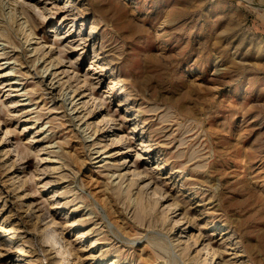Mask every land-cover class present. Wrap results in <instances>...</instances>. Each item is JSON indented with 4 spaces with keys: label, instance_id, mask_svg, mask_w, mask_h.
<instances>
[{
    "label": "rangeland",
    "instance_id": "rangeland-1",
    "mask_svg": "<svg viewBox=\"0 0 264 264\" xmlns=\"http://www.w3.org/2000/svg\"><path fill=\"white\" fill-rule=\"evenodd\" d=\"M25 1L40 24L38 40L54 41L48 48L53 52L67 45L66 74L72 78L64 77L62 88L45 73L40 86L34 72L44 63L33 65L23 35L15 48L0 38V47L7 46L0 48V224L11 213L20 226L0 232V264H197L207 242L214 258L206 264H264V0H84L89 11L82 18L75 14L83 0ZM7 11L0 8L1 26ZM92 18L99 22L95 44L89 39ZM102 57L111 59L108 66ZM13 65L16 75L9 77L18 78L16 87L1 75ZM46 83L62 95L50 100ZM70 85L79 86L86 106L71 110L70 100L61 106ZM87 108L94 110L93 124L107 117L100 127L106 124L110 142L124 151L118 161L128 156L126 164L131 159L132 169L143 171L140 186L150 182L163 190L158 209L136 212L116 193L117 179L95 162L94 150L80 146L90 143L78 116ZM68 136L80 146L78 157L43 162L49 150L71 149L59 146ZM103 192L111 195L112 211ZM174 200L171 218L163 220ZM52 218L57 237L67 239L70 262L47 242ZM71 219L78 224H69ZM90 228L98 230L80 236V229ZM95 237L98 248H90ZM187 243L190 254L183 261L180 249Z\"/></svg>",
    "mask_w": 264,
    "mask_h": 264
},
{
    "label": "bare ground",
    "instance_id": "bare-ground-1",
    "mask_svg": "<svg viewBox=\"0 0 264 264\" xmlns=\"http://www.w3.org/2000/svg\"><path fill=\"white\" fill-rule=\"evenodd\" d=\"M65 3L67 4H70L72 1L74 0H64ZM90 4V2L88 3ZM77 5V4H76ZM91 5V4H90ZM86 4L83 0V3L78 6V8L81 7V11L82 12H77L75 14V16L77 18H82L81 17V13H88L89 11V8L88 7H85ZM88 6V5H87ZM93 6V4H92ZM37 7V6H36ZM0 8L5 11L6 9L8 10L7 11V14H4V17L3 19L4 20V25L1 26L0 25V38L2 37V39L6 40L7 43H10L11 46H13L14 48L15 47H19L20 46V42H19V35H23L22 37L25 38V43H27V46H30L31 48V56H33V65L36 64L37 61H40L42 60V63H44V66H43V70L41 69H37V67L35 68V72L36 74H38L40 76V79L37 81L40 86L43 84L44 80H45V73H48V76L49 75H52L54 76L53 78L56 80L54 83L56 82H59L60 86H62L66 81H70L72 76H71V73H68L66 74V72L70 71L69 69H66V65H65V56H64V52L66 50L67 45L65 46L64 44L60 43L57 47H59L60 49L58 50V52H53L51 49L48 50L49 47L53 46L55 44L54 41L52 42H47V41H43V40H38V38H40L38 35V26L40 25L39 24V21L36 17V13L33 11V8L31 6V4H29V2L25 1V0H22V1H18V0H0ZM36 9V8H35ZM72 10V9H71ZM2 12V11H1ZM42 15V14H41ZM96 16H98L97 14H95ZM93 19V18H92ZM3 21V20H2ZM98 21V19H93L92 20V23L90 25V31H89V39L90 40H93L94 44L96 43L95 42V39H96V35H93L95 33V31L97 30L98 28V24H95L96 22ZM95 22V23H94ZM106 22V21H104ZM15 24V25H14ZM59 24L56 23L54 24L53 26L54 27H57V25ZM62 25H60L61 27ZM50 28L51 29V32H55L57 30V28ZM100 27V26H99ZM108 28V27H107ZM72 27H68V30H67V36H69L73 31H72ZM109 30V29H108ZM60 34L59 33H56L55 36L58 37ZM47 43H49V45L47 46ZM8 45V44H7ZM72 47V46H71ZM0 48H6L7 49V46H3V47H0ZM70 48V47H69ZM77 48H83V47H80V46H77ZM103 46H99V49H102ZM99 54L98 51L94 50L93 52V56L96 57L97 55ZM21 59V58H20ZM20 59H16V61H19L20 65L23 64V59L20 60ZM102 59H105L106 60V65L105 66H108L111 59L109 58H105V57H102ZM12 62V61H11ZM10 62V63H11ZM10 63L9 65L6 67L8 68L10 66ZM17 64V63H16ZM2 68V67H0ZM4 69V68H3ZM34 69V68H33ZM21 70V69H20ZM19 70V71H20ZM12 71H15V67L14 65L6 72L2 73L1 75L6 77L7 80H9V83L8 85H10V87H16L15 85H19L20 83H18L19 81L17 80L18 78L16 77H9L11 75H13L14 73ZM18 71V70H16ZM31 73V72H30ZM28 74V73H27ZM16 75V74H14ZM63 75V76H61ZM1 76V77H2ZM23 76V75H22ZM64 77H67L66 81H62V79ZM87 77L84 78V80H86ZM75 80V79H74ZM71 82V81H70ZM86 83V82H85ZM46 88H45V91L46 93H48L49 95V98H51L50 100H56L57 98H59V96H61L62 94H59V95H56V93H54V89H52L54 87V84L53 86H50L48 85V83H46ZM68 84V83H67ZM52 85V83H51ZM72 85V84H71ZM70 85V86H71ZM78 85V84H77ZM24 88V87H23ZM23 88L19 89H15L13 88V90H16V91H20L22 90ZM63 88V86H62ZM44 90V89H42ZM79 90V86H71V90L70 91H67L65 93H63V96L61 98V106H65L64 104L66 103V101L70 100V103H73L72 104V107L70 108L71 110H76V108L79 106V104L82 106H86L87 105V100H84V94H82L81 96L79 95V93H77V91ZM44 92V91H43ZM29 93V92H27ZM27 95V94H26ZM79 95V96H78ZM19 96V95H18ZM58 96V97H57ZM77 98V100H76ZM26 99V98H25ZM28 99V98H27ZM11 100V99H10ZM24 100V99H22ZM13 103L19 101V100H15L14 98L11 100ZM43 101V100H42ZM39 102V101H38ZM56 103V101H55ZM21 104H25L24 102L21 103ZM15 106V105H14ZM26 109V108H25ZM95 109V107H94ZM79 110V109H78ZM33 112V111H32ZM79 111H76V113H78ZM80 114H78V116H80V120H83L82 121V125L84 126L83 127V130L85 131V133L87 132L88 134V137H89V142L88 145H86V143L84 141H82L81 143V147H89L91 148V150H94L93 153H95V157L96 158V161L95 162H101L102 164L99 165V166H102L103 167V171H105L106 175H108L109 177H113L114 180L117 179V181H115V184H114V188L116 190V193L117 194H124V197H126V199H128V201L130 203L133 204V206L135 207L136 209V212L139 210L140 213L142 214H148L150 212H153L155 211V209L157 208V206L159 205V203L161 202V199L164 197V193H163V190L159 189V187L155 186L154 188H152V186H149L148 182L147 183H144L143 185L140 186V182H139V179H140V175L142 174L141 170H139L137 167H135L134 169H132L134 167V164L131 163V159H129L128 163L126 164V161L128 160V156H126L124 159L125 161L121 162L118 161L120 159V157L123 156L124 154V151H122V148L120 147V145H115L117 143L116 140L113 142V140H111L112 142H110V135H112L111 130H106V124L105 126L103 127H100V123L102 121H104V119L106 118H102V119H99V121L97 122V124H93V122H91L89 119V116H91V114L94 113V110L93 109H88L87 108V111L85 113H83V115L81 114V112H79ZM71 114V113H70ZM107 115V114H106ZM77 116V117H78ZM111 120V118H110ZM137 122V121H136ZM63 124V122H62ZM85 124V125H84ZM32 126V125H30ZM64 126V124H63ZM29 125L26 124L25 128H28ZM43 127V126H42ZM44 128V127H43ZM82 128V127H81ZM40 130V128L38 129ZM37 130V131H38ZM47 130V129H46ZM82 130V131H83ZM5 131V130H4ZM63 131V129H62ZM83 131V132H84ZM116 131V130H114ZM10 132V130H9ZM51 132V131H50ZM81 132V131H80ZM47 133V132H46ZM6 134L7 131H6ZM86 134V135H87ZM80 135L82 134H79L77 135L79 138H80ZM3 136V135H2ZM76 136V135H75ZM109 136V138H108ZM70 138V136H68ZM82 137V136H81ZM120 137V136H119ZM34 138V137H33ZM76 138V137H75ZM3 137H1V140L0 142L2 141ZM32 139V138H30ZM42 139V138H41ZM84 139V138H83ZM112 139V138H111ZM118 139V137H117ZM7 140V139H6ZM75 140V139H74ZM74 140H70L67 141L64 145H59L60 147L64 146V147H70L71 149L70 150H65L63 151L62 149L61 150H49L47 151L48 154L46 156H44L42 159H45V161L43 162H51V163H55V162H59L57 161L59 158H62L63 156L65 155H68V157H75L77 156L78 157V153H79V147L77 145V143L74 142ZM33 141V140H32ZM45 141V140H44ZM81 141V140H80ZM30 142V141H29ZM119 142V141H118ZM124 143V142H123ZM14 144V143H13ZM114 144V148H117V150L114 152L111 153L110 148L109 147ZM113 148V149H114ZM46 149V148H45ZM48 149V148H47ZM69 149V148H68ZM88 149V148H87ZM2 150V149H1ZM4 150V149H3ZM82 150V149H81ZM133 150V149H132ZM7 152V151H6ZM5 152V153H6ZM127 154V153H126ZM4 155V154H3ZM91 155V154H90ZM2 157V156H1ZM40 158V157H39ZM84 160V159H82ZM79 161V160H78ZM81 161V160H80ZM165 162V161H164ZM13 163V162H12ZM82 163V162H81ZM131 163V164H130ZM161 163L163 162H158V165H160ZM7 165L10 164V163H6ZM5 164V166H6ZM60 164V163H59ZM66 164H68V162H66ZM165 164V163H164ZM163 164V166H164ZM13 165V164H12ZM12 165H9L12 166ZM62 166V165H61ZM82 167V166H81ZM128 167V169H127ZM55 171V170H54ZM53 171V172H54ZM132 171V173H131ZM51 173V172H50ZM132 174V177H130L129 175ZM62 175V174H60ZM145 176V175H144ZM12 177V176H11ZM105 178V177H104ZM142 180H143V177H141ZM15 179V178H14ZM16 180V179H15ZM141 180V181H142ZM14 182V180H12ZM56 181V179H55ZM110 181V180H109ZM21 183L23 184L21 186L22 187H25V180L24 181H21ZM40 183V182H39ZM49 182H43L44 186H47ZM143 183V182H142ZM104 184H106V182H104ZM19 186H17V188L19 187L20 188V184H18ZM152 185V184H151ZM140 186V187H139ZM148 186V187H147ZM16 188V190H18ZM110 188V187H109ZM134 188H136L137 190H135L134 192ZM97 189V187H96ZM106 189V188H105ZM152 189V190H150ZM15 190V191H16ZM99 190V189H98ZM150 190V191H149ZM100 191H103L102 190H99L97 192H100ZM106 191V190H104ZM60 192H63L60 191ZM66 192V191H65ZM17 193V192H16ZM22 193V192H21ZM24 193V192H23ZM106 193V192H103V194ZM22 194H20L21 196ZM29 195V193H24L23 196L27 197ZM105 195V194H104ZM100 196H103V195H100ZM106 196V195H105ZM110 194L108 193L106 197H100L101 199L104 198V205L108 208H110L109 210H113V207H112V204L111 205H108L112 200H110ZM166 196V195H165ZM50 197V196H49ZM31 198V197H30ZM109 198V200H108ZM164 199V198H163ZM114 200V199H113ZM58 201V200H56ZM102 201V200H101ZM116 201H117V198H116ZM33 201H29L27 202V206L28 207H31ZM60 202V200H59ZM57 202V203H59ZM67 202V201H66ZM69 202V201H68ZM115 202V201H114ZM23 203V202H22ZM56 204V203H55ZM69 204V203H68ZM116 204V202H115ZM162 204V203H161ZM177 204V201H172L170 202L169 204L167 203V205L165 206V211L163 213V215L161 216L163 218V220H169L171 218L170 216V212H172V210L174 209V207L176 206ZM58 205V204H56ZM66 205V204H65ZM26 206V205H25ZM60 206V205H59ZM27 207V209H28ZM52 207V206H51ZM159 207V206H158ZM55 208V207H54ZM78 207L77 206H74V207H71L69 208L72 213L74 212V210H76ZM158 209V208H157ZM116 210V208H115ZM162 210V209H161ZM177 210V209H175ZM174 210V212H175ZM27 211V210H26ZM120 212V211H119ZM114 214V212H112ZM116 214V212H115ZM11 213L10 215L8 214L6 218L2 219L1 221V224H0V232L5 230V228H20V226H18L15 221V219H11ZM29 216V215H28ZM37 218L39 217L38 214L36 215ZM116 216V215H115ZM124 216V215H123ZM13 217V216H12ZM53 217V216H52ZM94 218V217H93ZM125 218V217H124ZM122 218V219H124ZM181 217H179L180 219ZM116 219V218H115ZM121 219V220H122ZM127 219V218H125ZM1 220V219H0ZM81 220V219H80ZM91 220V219H90ZM119 220V219H118ZM117 220V222H118ZM18 221V220H17ZM70 221V220H69ZM85 222L87 221V219L84 220ZM82 222L81 224H85V222ZM172 221V220H171ZM178 219L175 220L174 222V225H172L170 227L171 231L172 229L175 227V224L177 223ZM55 222V218H52L51 221H49L47 223V227H50L51 225H53V223ZM111 223V222H110ZM120 223V222H119ZM67 224V223H66ZM71 225L73 224H78V222H76L74 219L72 220L71 219V222L69 223ZM120 224H123L122 222ZM119 224V225H120ZM125 224V223H124ZM20 225V224H19ZM101 226V225H100ZM51 233H49V239L47 240L48 243H50V245H53V243H55L58 247V251H59V256L61 255V257L64 259V261H67L69 259V253L68 252V249L66 247V240L67 239H64L61 237V239H59V232L57 231V229L55 228V226H51ZM124 229V228H123ZM7 230V229H6ZM50 230V229H49ZM98 230V228H97ZM96 229L94 228H90V229H80L79 232H80V236H85V235H88L90 233H93L94 231H97ZM125 230V229H124ZM47 231V230H46ZM42 232V231H41ZM44 232V230H43ZM99 232V231H98ZM229 233V232H228ZM48 234V232H47ZM58 235V237H57ZM47 236V235H46ZM79 236V235H78ZM80 238V237H79ZM81 239V238H80ZM99 237H95L94 239H92L90 241L91 245H90V248H93V247H97V245L99 244ZM180 237H177L176 240H179ZM190 240V239H189ZM175 241V240H174ZM181 240H179L180 242ZM3 244V243H2ZM54 244V245H55ZM68 244V243H67ZM205 249H207V254L205 257H200L196 260L197 264H206L208 263L209 259H212L214 258L213 256L209 257L208 255L211 254V250H210V245H209V242L205 243ZM27 245V244H26ZM55 245V246H56ZM76 245V244H75ZM173 245L175 246H179L178 245V242H175L173 243ZM22 246V245H21ZM101 246V245H100ZM56 247V248H57ZM89 247V246H88ZM204 247V246H203ZM0 248H3L0 247ZM98 248V247H97ZM102 248V247H101ZM175 248V247H174ZM21 251V255H25L27 254V251L28 249L24 248V247H20L19 248ZM70 249V248H69ZM96 249V248H95ZM180 249V248H178ZM191 249V244L190 243H187L185 245H183V247H181L180 250L181 253H180V259H182L183 261L185 260L184 258L186 256H189V251ZM202 249V248H201ZM204 249V248H203ZM1 250V249H0ZM72 250V249H71ZM76 250V248H75ZM107 250V249H106ZM30 251V249H29ZM57 251V252H58ZM115 251V250H114ZM197 251V250H196ZM202 251V250H201ZM77 252V251H76ZM75 252V253H76ZM80 252V251H79ZM79 252L76 253L78 257H80L79 255ZM109 252V250H108ZM118 252V251H117ZM204 252V253H206ZM91 253V251H90ZM107 252H105L106 254ZM110 253V252H109ZM143 253V252H142ZM201 253V252H200ZM93 254V253H92ZM213 254V253H212ZM107 255V254H106ZM198 255V254H197ZM95 256V255H94ZM215 256V255H214ZM86 257V256H85ZM97 257V256H96ZM87 258V257H86ZM95 258V257H93ZM152 258V253L149 251V253L146 255V260H150ZM31 259V258H30ZM63 259H60L62 260L63 262ZM32 261V259H31ZM70 262V260H68ZM80 262V261H79ZM65 263V262H64ZM114 261L111 259V262L110 264H113ZM116 263V261H115ZM66 264V263H65ZM71 264H80V263H71ZM117 264V263H116ZM176 264H178V261L176 260ZM211 264H215L213 261L211 262Z\"/></svg>",
    "mask_w": 264,
    "mask_h": 264
}]
</instances>
